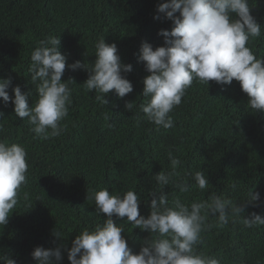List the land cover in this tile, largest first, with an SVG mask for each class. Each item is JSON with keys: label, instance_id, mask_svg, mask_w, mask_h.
<instances>
[{"label": "trees", "instance_id": "obj_1", "mask_svg": "<svg viewBox=\"0 0 264 264\" xmlns=\"http://www.w3.org/2000/svg\"><path fill=\"white\" fill-rule=\"evenodd\" d=\"M165 0H0V79L11 78L8 89L20 86L35 102V86L28 67L37 42L49 35L59 36V50L66 56L62 82L72 80V104L69 115L61 121L66 130L61 136L41 140L31 131L26 119L17 117L10 101L0 100V141L20 144L27 152V183L21 186L18 204L5 225H0V255L17 264H36L31 253L36 247L59 248L61 261L70 264L67 249L84 228H93L107 217L96 216L88 193L107 188L109 194L134 189L138 195L139 213L150 214V192L156 188L154 176L171 171L168 153L182 161L179 178L194 185L193 173L201 170L209 188L202 192L193 187L180 193L171 184L163 192L179 196L184 202L208 199L213 193L245 205L244 216L251 212L264 215V112L248 108L249 97L239 82L208 87L193 82L172 113L174 127L160 128L143 117L141 105L143 79L149 74L138 62L143 42L165 46L163 29L171 31L172 22L158 13L156 7ZM250 14L261 26L260 38L248 45L257 56H264V0H249ZM179 17V12L175 14ZM154 17H158L155 18ZM115 43L121 62L131 64L132 71L122 73L133 91L119 98L111 90L104 106L95 92L85 90L89 73L67 67L76 61L94 63L95 44L102 38ZM168 39H171L169 37ZM126 102H133L129 111ZM107 117V119H106ZM111 125V126H109ZM236 183L232 190L230 185ZM258 192V207L246 203L247 192ZM114 223L124 225L121 235L133 254L150 238L147 231L132 229L127 217L112 216ZM207 223L215 225L216 217ZM59 230L62 235L56 236ZM198 251L219 258L221 264H264V226L245 228L239 222L224 228L213 226L202 233ZM0 264H3L0 261Z\"/></svg>", "mask_w": 264, "mask_h": 264}, {"label": "clouds", "instance_id": "obj_2", "mask_svg": "<svg viewBox=\"0 0 264 264\" xmlns=\"http://www.w3.org/2000/svg\"><path fill=\"white\" fill-rule=\"evenodd\" d=\"M158 13L172 22L171 31L161 29L157 34L165 38L164 45L153 50L143 42L138 62L144 63L149 73L143 79L142 96L146 98L141 107L143 117L160 128L174 127L170 113L178 107L187 90L197 82L208 87L209 81L219 85L239 82L240 89L249 97L248 108L264 112V56H257L248 45L261 37V26L250 14L249 0H165L156 7ZM179 12V17L175 14ZM158 18V17H154ZM171 37V39H168ZM59 36L49 35L37 42L31 52L27 69L35 86V102L29 106L28 95L20 86L12 87L11 78L0 79V100L5 106L11 99L14 113L26 119L31 131L41 140L61 136L66 125L61 121L69 115L72 104L69 83L61 78L66 68V56L59 50ZM95 61L81 64L76 61L67 67L71 70L85 69L89 76L83 83L86 91L95 92V99L106 105L104 98L111 90L119 98L133 91V86L122 73L132 71L131 64H124L115 43L106 44L103 37L95 44ZM131 110L133 102H126ZM3 113L0 112V116ZM107 119V117H106ZM111 126V125H109ZM4 126L0 123V132ZM171 171H160L154 176L156 188L150 192V214L145 218L139 213V198L134 189L109 194L105 187L93 190L87 200H93L96 216L105 214L107 219L97 222L91 229L84 228L67 249L70 264H221L219 258L198 251L202 233L213 226L224 228L230 221L239 222L245 228L264 226V215L251 212L245 217V205H237L232 199L213 193L208 199L184 202L174 195L163 192L172 185L180 193H188L193 187L204 192L209 183L199 170L191 174L195 184L179 178L177 171L182 161L168 153ZM26 149L16 143L0 141V225H5L18 204L21 186L27 183L28 171ZM232 190L237 184L230 185ZM260 194L247 192V204L258 207ZM127 217L132 229L147 231L150 238L144 240L140 251L133 254L126 239L121 235L124 225L114 223L112 216ZM209 216L216 217L215 225L207 223ZM56 236L62 235L59 230ZM36 264H53L61 261L59 248L36 247L31 253ZM3 264H17L9 256L0 255Z\"/></svg>", "mask_w": 264, "mask_h": 264}]
</instances>
